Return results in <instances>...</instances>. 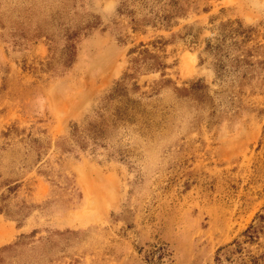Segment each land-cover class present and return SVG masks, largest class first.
<instances>
[{
	"label": "rangeland",
	"instance_id": "rangeland-1",
	"mask_svg": "<svg viewBox=\"0 0 264 264\" xmlns=\"http://www.w3.org/2000/svg\"><path fill=\"white\" fill-rule=\"evenodd\" d=\"M218 257L264 264V0H0V264Z\"/></svg>",
	"mask_w": 264,
	"mask_h": 264
},
{
	"label": "trees",
	"instance_id": "trees-1",
	"mask_svg": "<svg viewBox=\"0 0 264 264\" xmlns=\"http://www.w3.org/2000/svg\"><path fill=\"white\" fill-rule=\"evenodd\" d=\"M262 219V218H261ZM263 230V226H261V224H259L256 227L250 226L247 230H245L242 234V236L245 238L244 241H247L249 243L253 242L254 239L257 238V236L259 235V233ZM234 248L232 250H228L227 247L225 248H221L219 249L217 255L219 256L222 252H224L225 255V260L227 262H230L231 256L234 254H241L242 252V243L239 241H235L233 243ZM262 257L259 258H253L251 260V263L253 264H257L259 260H261ZM216 263L217 264H223V262L221 261V259L218 257L216 258ZM241 264H246L245 262H242Z\"/></svg>",
	"mask_w": 264,
	"mask_h": 264
}]
</instances>
